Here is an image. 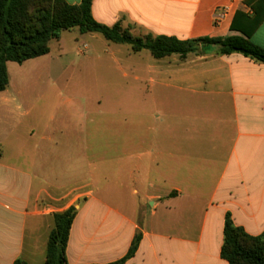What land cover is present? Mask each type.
I'll return each instance as SVG.
<instances>
[{"label": "crops", "instance_id": "obj_1", "mask_svg": "<svg viewBox=\"0 0 264 264\" xmlns=\"http://www.w3.org/2000/svg\"><path fill=\"white\" fill-rule=\"evenodd\" d=\"M224 7L228 13L217 20ZM256 10L264 13V0L92 5L103 25L180 40L244 36L232 25L249 31L246 17ZM251 41L264 48V21ZM9 66V86L0 92V264H46L54 215L71 207L77 216L68 264L118 261L138 233V250L125 264H229L221 255L228 214L250 236L264 233L263 63L215 50L185 59L134 53L124 73L130 100L122 103L130 117L118 119V144L109 152L91 143L106 135L90 133L70 100L63 115L57 107L45 117L42 105L23 99ZM110 152L116 165L107 171L97 163ZM111 216L117 231L102 228Z\"/></svg>", "mask_w": 264, "mask_h": 264}, {"label": "trees", "instance_id": "obj_2", "mask_svg": "<svg viewBox=\"0 0 264 264\" xmlns=\"http://www.w3.org/2000/svg\"><path fill=\"white\" fill-rule=\"evenodd\" d=\"M92 5L93 0H82L80 5L65 0H0V92L9 86L8 62L23 64L46 56L53 40L59 41L64 32L74 29L81 34H100L109 43L128 45L134 53L149 51L155 59L172 55L185 59L190 54L215 50L220 55L239 53L264 64V48L251 41L252 34L264 21V13L257 10L254 16L246 17L249 31L232 25V30L241 31L244 36L180 40L164 35L136 36L121 23L112 27L103 25L94 19ZM76 216L75 207L54 215L55 227L48 241L46 264H68L66 251ZM141 238V233L136 234L127 255L108 264H125L137 252ZM221 255L229 264H264V233L250 236L236 227L228 214ZM14 264L26 262L18 259Z\"/></svg>", "mask_w": 264, "mask_h": 264}, {"label": "rangeland", "instance_id": "obj_3", "mask_svg": "<svg viewBox=\"0 0 264 264\" xmlns=\"http://www.w3.org/2000/svg\"><path fill=\"white\" fill-rule=\"evenodd\" d=\"M132 34L137 36V31ZM96 35L99 38L92 39L90 34H81L77 29L64 32L60 41L50 43L49 56L34 65L10 62L9 70L12 84L24 87L21 97L42 105L45 117L57 107L60 116L63 115L68 100L73 108L80 107L90 133L106 135L98 141L91 138V143L109 152L118 144V119L130 117L125 112L129 111V104L122 103L130 100L131 77L127 65L134 53L128 45L112 44L102 35ZM75 114L78 118L79 113ZM114 154L107 153L97 164L110 171L116 165ZM79 158L71 157V161L76 163ZM106 179L109 180L108 175ZM117 224L118 219L111 216L103 221L102 228L117 231ZM80 226L86 229V223Z\"/></svg>", "mask_w": 264, "mask_h": 264}, {"label": "built area", "instance_id": "obj_4", "mask_svg": "<svg viewBox=\"0 0 264 264\" xmlns=\"http://www.w3.org/2000/svg\"><path fill=\"white\" fill-rule=\"evenodd\" d=\"M228 11H229V8H228V7H224V8L222 9V12H221V13H218V14L216 15L217 20H218V19H221V18H224L225 15L228 13Z\"/></svg>", "mask_w": 264, "mask_h": 264}]
</instances>
